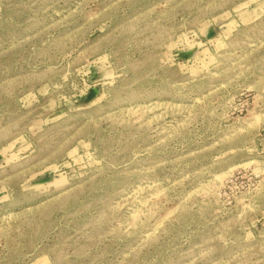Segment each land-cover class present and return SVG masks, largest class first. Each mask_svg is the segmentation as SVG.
<instances>
[{
  "label": "rangeland",
  "instance_id": "obj_1",
  "mask_svg": "<svg viewBox=\"0 0 264 264\" xmlns=\"http://www.w3.org/2000/svg\"><path fill=\"white\" fill-rule=\"evenodd\" d=\"M0 264H264V0H0Z\"/></svg>",
  "mask_w": 264,
  "mask_h": 264
}]
</instances>
